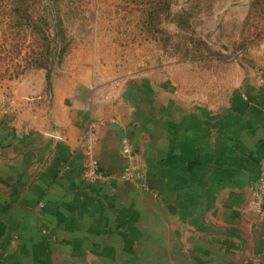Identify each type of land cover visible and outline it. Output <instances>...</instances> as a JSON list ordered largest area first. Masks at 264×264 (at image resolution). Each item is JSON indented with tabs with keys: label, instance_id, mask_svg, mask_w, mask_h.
<instances>
[{
	"label": "crops",
	"instance_id": "obj_1",
	"mask_svg": "<svg viewBox=\"0 0 264 264\" xmlns=\"http://www.w3.org/2000/svg\"><path fill=\"white\" fill-rule=\"evenodd\" d=\"M69 73L0 89V264H264V218L249 208L264 159V67L218 102L189 78ZM91 121L96 182L79 146ZM124 139L151 190L121 178Z\"/></svg>",
	"mask_w": 264,
	"mask_h": 264
},
{
	"label": "rangeland",
	"instance_id": "obj_2",
	"mask_svg": "<svg viewBox=\"0 0 264 264\" xmlns=\"http://www.w3.org/2000/svg\"><path fill=\"white\" fill-rule=\"evenodd\" d=\"M263 67L264 0H0L1 90L38 71L156 74L218 102Z\"/></svg>",
	"mask_w": 264,
	"mask_h": 264
},
{
	"label": "built area",
	"instance_id": "obj_3",
	"mask_svg": "<svg viewBox=\"0 0 264 264\" xmlns=\"http://www.w3.org/2000/svg\"><path fill=\"white\" fill-rule=\"evenodd\" d=\"M7 100L6 97H1L0 107H4V105L7 104ZM100 124L103 125V122ZM98 127L99 125L96 122L91 121L79 145L90 157L84 170V176L91 182L103 179V173L100 170L98 162L91 157L94 145L97 142ZM121 151L128 160L121 173V178L125 181L140 185L144 190H151L146 182L144 169L137 162V153L135 152L133 143L129 139H124L122 141ZM252 195L253 198L249 204L250 210L264 218V159L260 165L259 177L252 187Z\"/></svg>",
	"mask_w": 264,
	"mask_h": 264
},
{
	"label": "trees",
	"instance_id": "obj_4",
	"mask_svg": "<svg viewBox=\"0 0 264 264\" xmlns=\"http://www.w3.org/2000/svg\"><path fill=\"white\" fill-rule=\"evenodd\" d=\"M49 81H50V74L48 75V83H49Z\"/></svg>",
	"mask_w": 264,
	"mask_h": 264
}]
</instances>
